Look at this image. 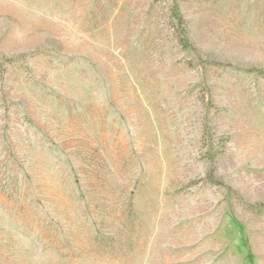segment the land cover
Segmentation results:
<instances>
[{
    "label": "rangeland",
    "instance_id": "rangeland-1",
    "mask_svg": "<svg viewBox=\"0 0 264 264\" xmlns=\"http://www.w3.org/2000/svg\"><path fill=\"white\" fill-rule=\"evenodd\" d=\"M0 264H264V0H0Z\"/></svg>",
    "mask_w": 264,
    "mask_h": 264
},
{
    "label": "trees",
    "instance_id": "trees-1",
    "mask_svg": "<svg viewBox=\"0 0 264 264\" xmlns=\"http://www.w3.org/2000/svg\"><path fill=\"white\" fill-rule=\"evenodd\" d=\"M176 10H178V7H177V6H175V11H176ZM183 44H184V47H185V48H187V47L190 48V47H191V45H190V43H189L188 41H184Z\"/></svg>",
    "mask_w": 264,
    "mask_h": 264
}]
</instances>
